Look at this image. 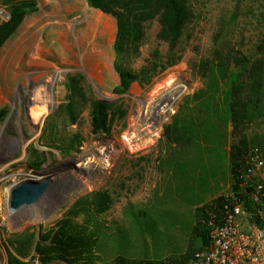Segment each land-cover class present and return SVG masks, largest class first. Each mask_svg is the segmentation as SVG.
<instances>
[{
	"label": "rangeland",
	"instance_id": "obj_1",
	"mask_svg": "<svg viewBox=\"0 0 264 264\" xmlns=\"http://www.w3.org/2000/svg\"><path fill=\"white\" fill-rule=\"evenodd\" d=\"M38 2L39 11L27 17L0 48V141L19 140L13 165L3 173L9 181L0 190V264H9L11 253L18 256L17 240L32 243L29 256L19 257L22 264H42L36 248H50L63 221H72L81 237L90 236V247L78 259L73 256L68 263L48 264L187 263L203 246V210L230 191L231 175L222 164V171L212 172V158L195 148L184 152L170 144L167 130L181 111L191 113L185 107L188 102L193 113L197 112L193 96L207 87V81L197 74L201 62L214 61L219 53L255 51L264 32V0H191L196 21L173 54L168 44L158 40L160 24L155 19L147 26L138 56L116 53L115 19L98 11L100 23L96 24L90 20L95 9L86 0ZM9 20V10L0 0V26ZM90 34L94 39L87 40ZM44 51L45 63L39 58ZM100 53H104V63L108 58L107 72L95 68V63L100 66ZM173 57L182 60L161 72ZM32 63L48 71L37 91L52 84L55 71H61L62 79L51 91L47 110L29 106L26 97L33 91L31 78L23 83L18 79L21 70L36 76ZM119 69L135 74L151 70L150 81L135 82L121 93ZM177 80L187 92L161 125L149 124L147 113L170 81ZM104 100L115 104L109 116L111 130L107 135H93L92 106ZM33 116L39 118L38 123ZM246 133L249 139H264V116ZM68 147L78 150L61 154L60 149ZM3 156L7 158L8 151ZM177 163L186 166L182 175L176 173ZM82 168L90 174L80 175ZM31 180L50 182L45 196L50 198L42 196L34 207L36 218L12 212L9 204L11 190ZM55 180L62 183L53 187ZM99 192L108 193L114 204L96 222L85 211L71 213L79 199Z\"/></svg>",
	"mask_w": 264,
	"mask_h": 264
},
{
	"label": "trees",
	"instance_id": "obj_2",
	"mask_svg": "<svg viewBox=\"0 0 264 264\" xmlns=\"http://www.w3.org/2000/svg\"><path fill=\"white\" fill-rule=\"evenodd\" d=\"M1 1L9 10L10 20L0 26V48L15 36L27 17L39 11L38 0ZM87 4L115 19L117 34L114 46L120 56L139 55L146 38L147 26L155 19L160 24L158 40L168 44L173 54L196 21L191 0H87ZM181 60L182 57H173L168 65L163 66L161 72ZM150 72L147 69L135 74L119 69L121 93H126L135 82L148 84ZM197 74L207 81L206 89L196 92L192 99V105L197 112L193 113L189 102L185 104L191 113L184 115L181 111L174 118L173 126L167 130L166 137L170 144H176L184 152L195 148L198 153L212 158L209 162L212 172L222 171V168L225 170L227 167L231 175L233 167L241 160L245 150L251 146L264 149V139H249L246 133L255 121L264 116V32L255 51L248 54L238 51L226 56L219 53L214 61L201 62ZM114 106V103L103 101L93 103V135L110 133L109 116ZM231 138L232 143L229 142ZM226 146H229V151ZM76 150L78 147H68L60 149V152L70 155ZM185 167V164H175L176 173L182 175L181 169ZM113 204L114 200L108 193L99 192L79 199L73 205L71 213L85 211L96 222L98 215L109 212ZM60 227L52 238L51 233L48 236V239L51 238L50 248H42L40 245L36 248L42 264L53 261L68 263L70 258L75 256L78 259L80 252L90 247V236L81 237V232L72 221H63ZM204 237L203 245L207 238L206 231ZM14 248L18 256L11 253L9 264H22L19 257L29 256L32 243L30 240H17ZM120 263L153 264L129 263L125 260Z\"/></svg>",
	"mask_w": 264,
	"mask_h": 264
},
{
	"label": "built area",
	"instance_id": "obj_3",
	"mask_svg": "<svg viewBox=\"0 0 264 264\" xmlns=\"http://www.w3.org/2000/svg\"><path fill=\"white\" fill-rule=\"evenodd\" d=\"M10 144L0 141V190L7 180L4 171L13 165L14 146ZM203 223L206 242L185 264H264L263 149L251 146L244 151L233 167L230 191L205 208Z\"/></svg>",
	"mask_w": 264,
	"mask_h": 264
},
{
	"label": "bare ground",
	"instance_id": "obj_4",
	"mask_svg": "<svg viewBox=\"0 0 264 264\" xmlns=\"http://www.w3.org/2000/svg\"><path fill=\"white\" fill-rule=\"evenodd\" d=\"M85 1V0H84ZM100 14V12L93 10V14L90 16V20H93L94 22H96V24L100 23L98 22V15ZM101 15V14H100ZM101 21V20H100ZM102 22V21H101ZM87 29V28H86ZM105 30V29H104ZM67 32V31H66ZM67 34V33H66ZM107 34V33H106ZM112 35V34H111ZM44 36V35H43ZM110 37V36H109ZM94 39V36H92L91 34L89 35V37H87V40L90 39ZM32 47V44H29L28 46V50H30ZM96 52V51H95ZM79 53V52H78ZM99 53V52H98ZM97 53V54H98ZM89 55V54H88ZM96 55V54H95ZM104 53H100L99 54V61H100V66L99 63H95V68L96 70H98L99 68H102L103 72H107L109 71V66H108V58L106 59V63L103 62L102 57H103ZM15 56V55H13ZM17 57V56H16ZM46 57V53L45 51L39 54V58L41 60H43V62L45 63L44 58ZM37 58V57H36ZM16 59V58H15ZM95 59V58H94ZM88 60V59H87ZM90 60V58H89ZM92 61V60H91ZM94 61V60H93ZM92 61V62H93ZM105 61V60H104ZM111 62V61H110ZM37 63V62H36ZM33 69H36V76H33L32 73H29V70H21V72H18V79H22V83L24 82V80H31L32 81V86H33V91H31V94L28 95L27 101L29 103V106L32 109H43V110H47L50 106L48 105V99L50 97L51 91L55 88H57L58 83H60L62 77H61V71L58 69L56 72V75L51 77L52 81L49 86H47V88L42 89V90H38L37 91V85L39 84L40 80L42 79V77H44L47 72L46 69L47 67H45L44 65H35L32 63ZM111 67V66H110ZM46 68V69H45ZM49 68V67H48ZM55 68V67H54ZM91 68V67H90ZM93 68V69H95ZM87 69V68H86ZM64 73V72H63ZM92 74V73H91ZM97 74V73H96ZM110 74V73H109ZM32 76V77H31ZM47 77V75H46ZM50 78V77H49ZM99 80V79H98ZM103 81V79H101ZM100 84V83H99ZM168 86V85H167ZM160 90V89H159ZM187 92V87L180 82L179 80H177V82L175 81H170L169 83V88H167V90L161 94V96L158 99V103L155 106V108L148 112L146 115V119L148 121L149 124L152 123H156V124H162L165 119L166 116L169 114V112L171 111L173 105H175L179 99ZM102 97V96H101ZM38 111V110H37ZM173 111V110H172ZM35 115V114H34ZM40 116V114H39ZM33 120L35 123L39 122V118L37 116H33ZM147 127V126H145ZM150 127V126H149ZM148 129V128H147ZM160 131V130H159ZM156 134V133H155ZM154 136V135H153ZM156 136V135H155ZM134 141V140H133ZM150 141V140H149ZM10 143L14 146V150L15 147H18L19 144V140L18 139H11ZM10 144V145H11ZM100 150V149H99ZM102 150V149H101ZM79 159V158H78ZM87 163V162H86ZM89 167V166H88ZM79 169V168H78ZM80 175H89L90 171L89 169H85L82 168L79 170ZM46 174V173H45ZM55 179V178H54ZM51 180V179H50ZM33 181V180H31ZM75 182V181H74ZM62 183L60 180H55L52 181L53 187L54 185L60 184ZM73 183V182H72ZM71 188V187H70ZM12 191V190H11ZM75 192V191H74ZM11 193V192H10ZM49 195V192H46L43 197H45L46 195ZM42 197V198H43ZM50 197H45L44 199H49ZM37 203L31 205V206H25L19 210H11L12 212H20V216L22 217H27L29 216H33L34 218H36L35 215H37V212L34 213V207L36 206Z\"/></svg>",
	"mask_w": 264,
	"mask_h": 264
},
{
	"label": "water",
	"instance_id": "obj_5",
	"mask_svg": "<svg viewBox=\"0 0 264 264\" xmlns=\"http://www.w3.org/2000/svg\"><path fill=\"white\" fill-rule=\"evenodd\" d=\"M103 102H109L104 100ZM50 185L49 180L43 182L26 181L12 189L9 198L10 208L19 210L25 206L37 203L46 193Z\"/></svg>",
	"mask_w": 264,
	"mask_h": 264
},
{
	"label": "crops",
	"instance_id": "obj_6",
	"mask_svg": "<svg viewBox=\"0 0 264 264\" xmlns=\"http://www.w3.org/2000/svg\"><path fill=\"white\" fill-rule=\"evenodd\" d=\"M38 1H40V0H38ZM49 2H54L55 0H48ZM86 2H87V0H86ZM40 5H39V2H38V7H39ZM98 11V10H97ZM101 12V11H100ZM102 13V12H101ZM104 14V13H103ZM98 17H99V15H98ZM117 26V25H116ZM22 28V25H21V27H20V29ZM19 29V30H20ZM16 35V34H15ZM264 150V149H263Z\"/></svg>",
	"mask_w": 264,
	"mask_h": 264
}]
</instances>
